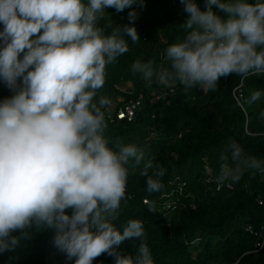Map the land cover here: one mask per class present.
Returning <instances> with one entry per match:
<instances>
[{
    "label": "clouds",
    "instance_id": "obj_1",
    "mask_svg": "<svg viewBox=\"0 0 264 264\" xmlns=\"http://www.w3.org/2000/svg\"><path fill=\"white\" fill-rule=\"evenodd\" d=\"M188 17L184 37L165 49L167 67L137 59L131 65L145 81L165 89L179 83L208 91L230 73H264V0H180ZM144 0H0V82L12 95L0 99V253L13 249V235L36 225L55 229L54 245L73 264H93L102 253L114 264H154L146 243L135 256L118 248L141 238L143 223L116 220L125 196L129 160L143 161L148 191L162 185L148 175L151 159L136 144L110 147L101 96L106 65L140 39L132 23L110 34L99 25L106 8L117 12ZM128 37V38H125ZM264 90H254V103ZM264 116V113H261ZM219 183L238 181L248 169L264 172V159L244 155L236 141L220 155ZM66 210H71L70 214Z\"/></svg>",
    "mask_w": 264,
    "mask_h": 264
},
{
    "label": "trees",
    "instance_id": "obj_2",
    "mask_svg": "<svg viewBox=\"0 0 264 264\" xmlns=\"http://www.w3.org/2000/svg\"><path fill=\"white\" fill-rule=\"evenodd\" d=\"M197 3L205 10L204 0ZM133 8L138 17L132 23L140 39H128V51L106 65L104 84L93 102L107 97L106 115L142 101L133 122L105 118L104 135L110 147H141L145 159L153 162L148 175L161 169L164 174L154 176L162 187L148 191L147 177L141 174L143 161L129 160L125 196L113 223L122 230L129 219H138L144 235L125 239L118 250L135 256L140 243H146L154 264H264V172L248 169L238 181H228L231 188L219 191L214 183L220 155L230 141L240 144L244 155L264 159V95L251 104L237 102L246 101L254 90H264V73L246 78L230 73L219 78L214 91L199 86L186 90L179 83L165 89L155 80L145 81L132 71V63L152 60L167 67L165 49L184 37L179 25L189 14L180 0H144L143 7L134 4L120 12L106 8L98 23L110 34L129 24ZM12 94L0 82V99ZM171 193L180 206L166 211L163 203ZM54 234L55 229L36 225L14 232L19 242L0 253V264H73L75 258L68 261L54 245ZM93 264H114V257L102 253Z\"/></svg>",
    "mask_w": 264,
    "mask_h": 264
},
{
    "label": "built area",
    "instance_id": "obj_3",
    "mask_svg": "<svg viewBox=\"0 0 264 264\" xmlns=\"http://www.w3.org/2000/svg\"><path fill=\"white\" fill-rule=\"evenodd\" d=\"M3 27H0V30H2ZM142 105V101L140 99L135 100V101H131L129 103H127L126 105H124L121 109H119L118 111H109L106 115L105 118L109 121V122H114L116 119L119 121H127V122H133L136 119V115L138 110L140 109ZM208 172L210 173V169H208ZM208 182H212V179L209 178ZM214 183L216 184V188L217 190H221L223 187H228L231 188L230 184L228 181L223 182V183H219L217 181V179L214 180ZM179 192L182 193V187L179 186ZM172 194L170 195H166L167 200L164 201L163 205H164V209L166 211H172V210H176L180 204L178 203L177 199H172ZM145 204H149L148 200L144 201ZM248 231H251L250 228L247 229Z\"/></svg>",
    "mask_w": 264,
    "mask_h": 264
}]
</instances>
